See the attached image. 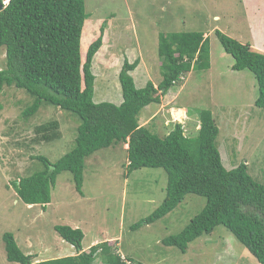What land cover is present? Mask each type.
I'll return each mask as SVG.
<instances>
[{
    "label": "rangeland",
    "instance_id": "obj_1",
    "mask_svg": "<svg viewBox=\"0 0 264 264\" xmlns=\"http://www.w3.org/2000/svg\"><path fill=\"white\" fill-rule=\"evenodd\" d=\"M84 3L88 18L80 38L82 61L104 25L102 46L92 59L94 102L114 103L121 98L117 74L125 59L144 61L134 70L136 87H143L148 80L158 84L162 78L160 33L199 31L207 36L209 66L185 73L160 103H150L140 110L139 122H147L160 136L172 128L174 121L183 122L185 134H194L200 111L209 110L219 128L217 145L223 165L231 168L246 161L250 174L264 182V109L254 105L256 82L248 69L231 68L233 58L215 33L217 29L245 43L255 27L263 32L258 40L264 43V7L257 9L256 0ZM5 61V49L1 47L0 69ZM32 101L33 97L14 85H4L0 91V264H20L6 258L3 234L7 232L13 234L24 253L33 256L32 260L74 255L73 246L54 230L57 224L81 229L83 250L107 241L120 255L144 264H260L223 225L196 237L184 251L162 242L179 233L201 211L206 202L202 195L188 193L164 216L132 227L161 203L167 176L162 168L142 167L128 172L126 144L103 147L85 158L82 193L75 189L72 174L63 171L56 176L45 207L28 206L17 195L15 184L44 168L31 156L43 155L50 162L59 159L74 146L79 123L75 114L45 102L25 118L22 110ZM50 120L58 122L59 137L42 141L34 128Z\"/></svg>",
    "mask_w": 264,
    "mask_h": 264
},
{
    "label": "trees",
    "instance_id": "obj_2",
    "mask_svg": "<svg viewBox=\"0 0 264 264\" xmlns=\"http://www.w3.org/2000/svg\"><path fill=\"white\" fill-rule=\"evenodd\" d=\"M0 9V48L5 49V67L0 69V91L4 85L24 89L33 101L22 110L29 118L42 102L55 105L78 117L74 146L54 162L33 155L43 169L15 184L19 198L41 207L50 201L56 176L68 171L75 189L82 193L84 160L94 151L127 144V171L150 167L164 169L167 182L161 203L132 225L139 227L170 212L184 196L195 193L206 202L179 233L162 242L184 251L187 244L217 225L228 229L247 250L264 264V182L253 177L246 161L226 168L217 145L219 128L209 110L198 115L199 127L185 134L174 121L163 136L147 124L140 125V110L178 84L185 73L209 66L208 37L202 32L160 33L158 55L162 78L136 87L130 71L138 60H124L118 73L122 101H93L92 59L102 46L104 25L90 43L82 61L80 38L88 18L84 0H7ZM223 49L231 55V68L248 69L254 76L257 96L254 105L264 109V52L215 30ZM2 105L0 104V110ZM42 141L59 137L58 122L50 120L34 128ZM63 241L73 246L74 255L32 260L17 245L12 233L3 234L6 258L20 264H144L120 255L109 242H98L83 250V232L69 225H54ZM96 263V264H97Z\"/></svg>",
    "mask_w": 264,
    "mask_h": 264
},
{
    "label": "crops",
    "instance_id": "obj_3",
    "mask_svg": "<svg viewBox=\"0 0 264 264\" xmlns=\"http://www.w3.org/2000/svg\"><path fill=\"white\" fill-rule=\"evenodd\" d=\"M259 2V3H258ZM256 3H257V5H255L256 6V8L258 9H262L263 7H264V0H260V1H258V0H256ZM260 34L261 35H263V32H260L257 28H255V27H252V30H251V33H250V37H249V41H247V42H245V43H250V44H252V46H254L256 49H258V50H260V51H263L264 52V43L263 42H261V41H259L258 40V37L260 36ZM240 42H243V41H241V40H239ZM262 43V44H261ZM136 59H138V58H136ZM144 63V61L141 59V58H139L138 59V64H137V66L135 67V69H133L132 71H130V75L133 77L134 76V70H136V68H138V66H140V65H142ZM232 65V62L230 63V66ZM122 66V65H121ZM120 70V69H119ZM119 73V72H118ZM146 75V77L148 78V76H147V72L145 71L144 72ZM118 75V74H117ZM148 80V79H147ZM147 82V81H146ZM145 82V83H146ZM122 101V97L120 98L119 97V99L116 101V102H114L115 104H119L120 102ZM180 107H178V109H179ZM171 109V108H170ZM181 110V109H180ZM140 123V122H139ZM147 123V122H146ZM146 123H144V124H146ZM140 125H143V124H141L140 123ZM127 145V144H126ZM84 249V248H83ZM87 250V249H86Z\"/></svg>",
    "mask_w": 264,
    "mask_h": 264
},
{
    "label": "water",
    "instance_id": "obj_4",
    "mask_svg": "<svg viewBox=\"0 0 264 264\" xmlns=\"http://www.w3.org/2000/svg\"><path fill=\"white\" fill-rule=\"evenodd\" d=\"M2 8V5L0 4V9ZM28 206H31L30 204H28Z\"/></svg>",
    "mask_w": 264,
    "mask_h": 264
},
{
    "label": "built area",
    "instance_id": "obj_5",
    "mask_svg": "<svg viewBox=\"0 0 264 264\" xmlns=\"http://www.w3.org/2000/svg\"><path fill=\"white\" fill-rule=\"evenodd\" d=\"M181 123H183V122H181Z\"/></svg>",
    "mask_w": 264,
    "mask_h": 264
}]
</instances>
